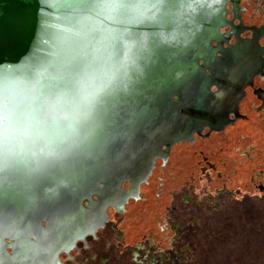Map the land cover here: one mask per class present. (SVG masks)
<instances>
[{"label":"bare ground","instance_id":"obj_1","mask_svg":"<svg viewBox=\"0 0 264 264\" xmlns=\"http://www.w3.org/2000/svg\"><path fill=\"white\" fill-rule=\"evenodd\" d=\"M230 1L202 0L208 15L174 32L169 52L155 61L142 63L134 55L128 59L113 83L97 95L93 110L78 125L80 136L63 158L45 155L39 165L41 144L14 156L8 154L9 144L2 145L7 151L0 155V171L12 177V170H17L27 180L3 186L0 175V256L6 237L20 246V256L27 254L31 250L27 234L37 237L43 230L53 239L90 211L84 202L93 204L94 196H109L126 181L143 183L164 146L189 139L210 122L192 117L187 106L197 87L208 92L207 84L199 85L207 77L206 68L216 65L219 48L214 42L219 46L226 42L221 28L233 26L227 18ZM75 85L71 84L73 98L68 102L74 107ZM71 111L67 107L62 112L59 130L69 126ZM44 223L50 228H43Z\"/></svg>","mask_w":264,"mask_h":264},{"label":"water","instance_id":"obj_2","mask_svg":"<svg viewBox=\"0 0 264 264\" xmlns=\"http://www.w3.org/2000/svg\"><path fill=\"white\" fill-rule=\"evenodd\" d=\"M60 1L63 2L0 0V77L5 72H10L25 83L22 89L14 82H2L9 83L7 86L21 107L16 118L19 120L16 122H19V127L27 135L26 141L19 143L21 146L16 141L10 142V139L8 142L5 139L3 144H9L8 154L13 156L24 154L36 143L41 144L37 156L40 158L39 165L43 164L45 155L52 154L58 158L66 155L71 143L80 136L78 125L93 110L97 95L105 91L107 85L118 75L117 70L121 71L128 59L134 55L142 63L155 61L160 54L169 52L168 46L173 42L174 32L181 31L184 24H190L194 19L203 20L208 15L207 7L201 5L202 0H127L123 7L119 4L104 6L97 0H86L77 8L58 12L56 5ZM197 8L201 10L198 12ZM122 16H126V19L128 17L130 24L125 29H114L115 21ZM40 27L62 35L72 31L76 35L73 40H77L82 45L81 48L86 49H81V54L77 57L66 50L56 52L49 43H45L44 37L35 40L20 37L23 30ZM107 31L109 35H105ZM108 49L110 53L107 52ZM74 82L76 107L68 103L73 98L70 91ZM66 103L68 109L72 110L71 122L67 128L59 130L60 116L67 108ZM38 110L50 124L40 125L33 118ZM6 127L8 126L2 125L0 131L3 132L2 136L8 138L9 129ZM205 128L211 130L209 127ZM39 130L40 137L28 138L29 132ZM194 133L200 135L197 131ZM61 142L65 144L59 148ZM2 145L0 143V155L7 151ZM159 159L162 158L156 160ZM11 173L14 176L0 171V175L3 174V186L12 187L13 184L20 185L27 180L21 178L17 170H12ZM81 240L84 238L77 241ZM70 251L62 253L69 254Z\"/></svg>","mask_w":264,"mask_h":264},{"label":"rangeland","instance_id":"obj_3","mask_svg":"<svg viewBox=\"0 0 264 264\" xmlns=\"http://www.w3.org/2000/svg\"><path fill=\"white\" fill-rule=\"evenodd\" d=\"M85 1L63 0L56 5V9L62 12L77 8ZM243 5L248 8L243 14L246 23L255 25L264 23V0L244 1ZM129 22L131 21L128 17L126 19V16H122L115 21L113 28L125 29ZM107 34L108 31L105 35ZM245 35L248 36V33ZM74 36L76 35L72 31L62 35L58 32H48L42 27L29 28L20 33V37L26 40L44 37L45 43H49L56 52L66 50L78 57L81 49L83 51L86 47L81 48L82 45L77 40H73ZM104 52L111 51L108 49ZM3 81L14 82L19 88L24 87L25 83L10 72H5L0 77V128L2 125L8 126L6 128L9 129L10 136L5 138L0 131V143L2 145L5 139L6 142L10 139V142L16 141L21 146L19 143L27 139V135L21 130L22 127H19V122H16L19 120L16 118L21 112V107L13 98L14 95L7 86L9 83H2ZM259 81L257 79L255 86L259 85ZM93 85L96 87L95 83ZM254 103L253 96H250L247 103L243 104L242 110L249 109ZM34 114L33 118L40 122V125L50 124L40 110ZM242 124L243 121L238 122L236 126L241 127ZM228 132L229 130L226 131V135ZM40 136L39 130L29 132L28 138L37 139ZM204 144L206 143L202 139L197 138L193 143L178 146L167 167H162L161 162H158V168L151 177L150 183L142 187L141 199L132 200L123 215L110 212L111 221L108 227L101 230L97 237H88V244L80 243L72 252L75 260L67 261V264H136L133 261L132 247L142 240H150V236L152 239L155 237L154 247L158 256H161L158 245L166 249V255L169 254L165 255L163 262L162 259H155L158 260L156 264H264V248L260 246L264 243L260 239V236L264 235V201H259L260 193L257 187L249 185L248 188H240L238 185H243L240 184L239 178H237L239 184L232 183L228 186L235 189L237 196L242 191L252 194L254 207L251 225L245 226V220L240 216L218 215L229 201L227 198L214 196L215 189L221 188L224 180L216 179L215 172L210 169L202 174L203 158L199 151ZM239 145L245 146V142ZM216 159L219 160L218 157ZM210 160L214 161L215 158ZM242 166H239V170ZM224 171L227 172V169ZM124 186L126 187L127 184ZM210 196L222 206L216 207L208 200ZM258 202H262L263 206L255 205ZM216 215L219 222L221 221V226L215 229L212 218ZM245 229L249 234L252 233L253 237H258L259 242L249 247L245 241V233H248ZM62 258L68 257L62 256Z\"/></svg>","mask_w":264,"mask_h":264},{"label":"flooded vegetation","instance_id":"obj_4","mask_svg":"<svg viewBox=\"0 0 264 264\" xmlns=\"http://www.w3.org/2000/svg\"><path fill=\"white\" fill-rule=\"evenodd\" d=\"M244 1L249 0L229 2L227 18L233 22V26L226 25L221 28L220 32L226 44L223 42L219 46L217 42H214V46L219 48L215 54L216 65L206 68V80L203 78L199 85L207 84L208 92H200L197 87L194 96L189 100L190 105L187 106V112L192 114V117L210 121L200 126L197 131L200 135L193 133L187 139L190 142L182 141L175 143L174 146H164L160 156L162 159L156 160L154 169L143 183L126 181L122 183L121 189L111 195H106L102 199L94 196L95 202L90 205L88 201L84 202L90 211L81 216L75 226L56 232L53 239L43 234V230L37 237L27 234L26 236L30 239L29 247H31L27 254L20 256V246L13 240H6L5 252L0 256V264H67V261H74L72 252L80 243L88 244V237H97L101 230L108 227L112 212L123 215L127 212V206L132 200L141 199L142 187L150 183L151 177L158 168V162H161L162 167H167L178 146L193 143L197 138L207 143L216 135L225 136L226 131L238 122L250 121L251 117L247 110L253 111L259 121L264 120V23L255 25L245 22L243 14L248 8L243 5ZM246 33L248 36L245 35ZM204 63L201 61L200 65ZM257 79L260 83L255 86ZM250 96H253L255 103L244 111L242 106L247 103ZM243 142L245 146L239 145ZM231 144H233V154L229 156L225 155L226 153L222 155L225 152L224 148L209 153L199 152L203 158L202 174L210 169L215 172L216 179L224 180L222 187L215 189L214 196L227 198L228 201L235 200L237 193L233 187L228 186L232 183L239 184L237 180L239 177L242 180L241 185L247 182L248 185L257 187L261 194L264 193V135L256 139L242 136L234 139ZM217 157L219 160L216 159ZM211 158L215 160H210ZM241 165L248 168L246 177L241 176L239 170ZM225 169L227 172L224 171ZM125 184H127L126 187ZM212 197L210 196L208 200L220 208L222 204L219 206L217 200L215 201ZM259 201H264V198L260 196ZM43 228L49 229L50 226L44 223ZM121 235L124 237L122 231ZM80 238H84L83 242L77 241ZM154 246H156L155 237L152 239L151 236L148 241L142 240L134 244L131 250L133 261L136 264H156V261L162 259L163 262L169 254L166 255V249L158 245L162 257L158 256ZM63 251H70V253H62ZM62 256L68 258L63 259ZM157 258L158 260H155Z\"/></svg>","mask_w":264,"mask_h":264},{"label":"crops","instance_id":"obj_5","mask_svg":"<svg viewBox=\"0 0 264 264\" xmlns=\"http://www.w3.org/2000/svg\"><path fill=\"white\" fill-rule=\"evenodd\" d=\"M247 113L251 117L250 121H243V124H242L243 126L241 127L236 126V125L233 127H230L228 135L214 136L211 140L212 142L210 141L204 144L203 148H200V151H203L204 153H209V152H215L221 148H224L226 151L225 152L226 155H230V154H233V147H232L231 142L234 139H238L242 136H249L251 138L256 139V138L263 136L264 135V120L259 121L257 119L256 114L253 111L247 110ZM240 173L242 174L241 175L242 177H246L248 174V168L246 166H242L240 169ZM240 182L242 181L240 180ZM255 205H258V206L260 205L262 207L263 203L258 202ZM225 207L222 208V210L220 211L218 215L220 216L229 215L233 217L240 216L241 218L245 220L244 221L245 226H247V224L249 225L252 224L251 222L253 221L252 214H253L254 203H253V196L250 192H247V191L240 192L237 198L233 201H229ZM226 212L228 214H226ZM212 223L215 229L216 227L221 226V221L219 222L217 215L212 218ZM245 231L248 232V233H245L246 234L245 241L249 244L248 245L249 247L253 246V244L256 242H259L258 237L256 236L253 237L252 233L249 234V231H247L246 229ZM260 239L261 241L263 240L264 242V235L263 237L260 236ZM260 246L261 248H264V243H262Z\"/></svg>","mask_w":264,"mask_h":264},{"label":"snow or ice","instance_id":"obj_6","mask_svg":"<svg viewBox=\"0 0 264 264\" xmlns=\"http://www.w3.org/2000/svg\"><path fill=\"white\" fill-rule=\"evenodd\" d=\"M97 2L104 6H109V5L115 6L119 4L121 7H123L124 3H126L127 0H97Z\"/></svg>","mask_w":264,"mask_h":264},{"label":"built area","instance_id":"obj_7","mask_svg":"<svg viewBox=\"0 0 264 264\" xmlns=\"http://www.w3.org/2000/svg\"><path fill=\"white\" fill-rule=\"evenodd\" d=\"M242 185H243V186H240V185H238V186H239L240 188H242V187H243V188H244V187L247 188V187L249 186L247 182H246L245 184H242ZM259 193H260L261 198H264V193H262V194H263V195H262L261 192H260V190H259Z\"/></svg>","mask_w":264,"mask_h":264}]
</instances>
